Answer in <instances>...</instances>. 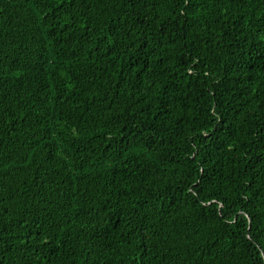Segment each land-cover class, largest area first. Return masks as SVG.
<instances>
[{
  "label": "trees",
  "instance_id": "obj_1",
  "mask_svg": "<svg viewBox=\"0 0 264 264\" xmlns=\"http://www.w3.org/2000/svg\"><path fill=\"white\" fill-rule=\"evenodd\" d=\"M0 264H264V0H0Z\"/></svg>",
  "mask_w": 264,
  "mask_h": 264
}]
</instances>
